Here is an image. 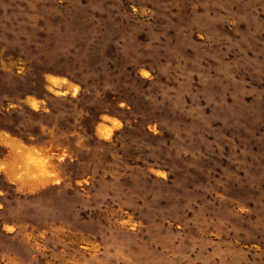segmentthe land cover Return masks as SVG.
I'll return each instance as SVG.
<instances>
[{
  "label": "rangeland",
  "instance_id": "obj_1",
  "mask_svg": "<svg viewBox=\"0 0 264 264\" xmlns=\"http://www.w3.org/2000/svg\"><path fill=\"white\" fill-rule=\"evenodd\" d=\"M0 264H264V0H0Z\"/></svg>",
  "mask_w": 264,
  "mask_h": 264
}]
</instances>
